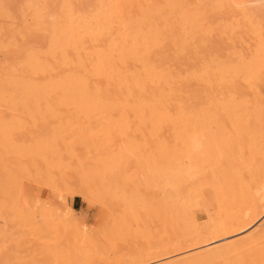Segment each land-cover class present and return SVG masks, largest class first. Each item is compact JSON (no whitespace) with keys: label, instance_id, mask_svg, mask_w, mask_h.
I'll return each instance as SVG.
<instances>
[{"label":"bare ground","instance_id":"bare-ground-1","mask_svg":"<svg viewBox=\"0 0 264 264\" xmlns=\"http://www.w3.org/2000/svg\"><path fill=\"white\" fill-rule=\"evenodd\" d=\"M42 1H43L42 6L35 4L34 1H30L27 2L22 8H20L19 5L20 9L12 8L11 5L9 4L10 1L8 2L7 0H3L2 3H0V19L3 20L2 21L3 28L2 27L0 28V34H3L2 35L3 38L0 35V46L1 47L3 46V51H4L3 66L0 67V105L15 106V107L16 105H20L19 107L21 108L23 105L25 106L38 105V107L39 105L47 106L48 112L51 114L52 118L55 121H57V125L53 127L52 135L49 138L50 152L56 155L62 154L64 152L65 154H68V156L72 157V156H76L77 150H79L84 155L86 153L87 154L91 153V157L85 156L82 160L79 159L76 160L77 176L74 178L71 177L69 174H67V172L65 173L62 171L63 165L61 164V162H57L55 163V165L53 164L52 169H54L55 172H58L59 174L57 180L55 182H52L53 184L48 190L49 200L42 199L41 201H38L35 199L34 201L30 200L29 203H27L24 190L21 188V186H19V184L18 186L16 185L17 188L13 190V193L11 195L12 204L8 203V206L9 205L10 206L6 207V209H10L11 207L10 210L13 211L11 217L13 218L14 216L17 217L15 218L17 219L16 221H19L17 222V225H20V221H22V218L24 219V217H26L25 219L27 220L29 219L28 221H25L26 226H22V224L20 226L27 228L29 224H32L31 221L33 220H30L29 217V215L30 216L32 215V217H38L43 222L42 223L44 225L43 229L46 230L47 232L48 229L46 227L49 225L48 226L49 228L50 224L51 225H55L56 223L60 224L59 222H56V220L57 218L59 219L61 217H63V221H62L63 224L64 222L67 224L70 222L71 224L76 225L77 223H75V221L77 220V222L79 221L81 226L86 227L88 224H86L84 214L80 211L79 216L77 218L74 217L76 210L67 204V198L70 196L85 198L87 194H91V191L95 187L94 185L96 183L95 182L93 183L90 180L91 178L90 179L88 178L90 171L86 169V166L88 167V165H86L88 163L86 161L88 159L87 157L90 158L88 160H90L89 162L92 163L90 165L94 166V168L96 169V171L93 172H97V174L101 176L103 180L106 179V182L110 185L115 183V180L117 178V173L120 170L119 168L121 169L123 168L121 164L128 165L129 163L134 162L140 168V172L138 173L139 178L146 180L148 177H152L159 180L160 189L162 192L161 193V198L163 202L162 205L164 209H166L168 213L172 212L174 216H178L182 220V223L188 229V233L186 232L188 237L180 236V238H178L177 236L175 237L176 239L175 238L171 239L172 236L175 234V231L173 228L168 227L169 230L165 231L166 240L164 238L163 242L161 241L163 236L162 238L160 237V241L158 240L159 241L158 243L160 242L162 243L160 244L161 253L158 252V254H155V252L157 251L156 250L154 254L152 253L153 254L152 255L151 254L152 251L147 252L145 249L144 251L146 253H144L143 251L142 254L140 253V255H138V257L136 258L126 257L120 259L119 262L114 263L112 261L109 262V257H107L108 262H104L105 258H102L103 262H101L100 260L101 258L98 257L99 258L98 259L93 256L94 254L96 255V253H98V248H100L99 247L100 244L98 245V243H96L95 245H93L94 243L93 244L91 243L92 240L89 239L90 233L87 232L86 228L74 229L73 234H75V236L73 237H75V239L74 238L70 239L69 237H67L69 235L66 236V232L63 231V234L60 237L61 244H59L58 246H54L53 248L54 250L51 249L49 252L47 251L48 258L50 259L51 264H75L69 261V256L67 255L66 251H69L70 249L72 250L73 247L75 250V247H77V244L79 243H80L79 246H81V248L82 247L86 248V246H90V248L95 252V253L93 252L94 253L93 255H90L88 250L87 253L89 255H87V253L84 254L86 250L85 248H83L85 252H82L84 254V256L83 255L82 256L84 258H87L85 259L84 263L82 262L83 264H264V227H261L262 225L260 224L261 226L260 228L258 226V230L257 229L253 230L255 232L250 230L251 226L256 222H258L260 216L264 215V201L260 202L255 206H250L248 208L246 207L245 209H244L245 205L242 206L241 202H239L241 204L238 205L237 202V205L243 207V209L239 207L240 209L238 208L239 209L238 211L237 208L233 206L232 207L230 206V208L231 209L233 208L234 212L237 211L236 213L239 212L238 214L240 215H236V217L234 216L232 217L231 214H230L231 216L229 215L224 216L223 214H220V216L219 215L218 216L221 218L222 217L221 215H223L224 218L218 220L216 216L217 220L215 221V218L209 217L210 214H208L209 215L208 218L211 219H208L207 222L202 225H199L197 223V220L194 216L196 210L194 209L196 207H202L204 208V210L208 211V207H207L208 198L206 197L207 193L212 194L210 195L211 196L210 201L214 202L219 212L224 211L227 208L229 209L228 203L230 200V196L232 194L231 193L233 189L232 186L235 184V182H233L234 184H232V182L230 184L228 182H218V181L211 184L210 183L206 184L201 182L194 183V181L198 177H200L202 173L205 174L206 173L205 171H207L203 169V172L201 173L202 170L201 166H203L202 164H204L205 161L210 162L211 160L209 158H208L209 160H207V158H204L205 160L204 162H202L199 159L200 156L208 157L209 156L208 153L209 154L213 153V152L211 153L210 150H208L207 155H205L206 153L204 154L202 152L205 151L203 150L205 145L206 147L209 146L210 149H211L210 146L214 148L215 147L214 145L217 146L218 144L217 142H219L218 140L223 138V135L221 136V133L218 134L217 136L220 135L222 138L219 139L218 137V140H216L215 144L213 142V144L210 145L212 143L210 131L214 133L218 130L217 126L219 127V124H217L218 121L217 122L215 121L217 117L215 111L216 109H218L217 113H220V118H221V115L224 117L225 113L227 112L226 111L227 108L220 105L221 107L220 109L218 108V106L217 107L215 106L213 110L211 108L212 106L210 103H208V105L210 104V106L207 105V101L209 99L207 100V98H205L206 100L204 99L205 101H202L201 95L199 96L201 98V102L197 101L198 97H196L194 101L192 99H189L190 100L189 101L187 96L185 97L184 95H182L183 91H186L185 88L187 86V84H184L182 82L188 83L189 86V83H192L189 80L193 79L192 77H194V75L196 76V78H198L195 79L194 77L193 80H196L195 82H197V80H203V82L201 83H205V84L207 82V80L205 79L206 77L203 75V73H201V71L204 68L199 72L198 67H196L198 65L194 62L198 61L197 58L201 60L202 52L204 57L206 56V54H207L206 57H210L211 55L209 53V49L206 48V51L204 52L203 51L204 48H201L202 52L200 53L201 50L199 48H195L198 51L192 48L195 45H197V42L199 41L200 37H201L200 41H203L202 39H204V41L206 40L207 37L204 32L207 33L209 29L208 27H210L211 29L215 28L216 30V31L214 30L216 32L215 34V32L213 31L211 33V30L209 29L211 34H208L209 38L207 39H209L208 41H211L209 42L211 43L210 45H212L213 41L214 42L219 41L218 36L222 37L220 38V42H221L223 36H226L227 33L225 32L226 29H224V32L222 31L219 35L218 34L219 28L223 29L225 26V28H228V33H230L232 30L236 31L234 27L236 26V22H238L237 19L239 18V15H240V20H239L240 23H242V21L245 19L248 21H253V22L255 21L258 24L259 22L257 21H260L259 19L264 18V5H260L264 2L261 3L260 0H259L260 3L258 2V0H42ZM231 7L232 8L235 7L238 9L234 10ZM227 8H229L230 10L227 11ZM221 11L223 12V14H221ZM225 12L226 14H228L227 12H229V22L227 18L223 17V15L224 16L226 15ZM236 12L238 17L236 16ZM233 13L235 15L234 19H236V22L235 20H231L232 18H230V14L231 17L232 16L234 17ZM212 14L214 15V17L212 19L210 18L209 20L208 17L209 16L212 17L213 16ZM217 14H219L218 17L220 16V18L222 17L225 19L224 25H223V21L221 24L220 18L218 19L217 22L218 24H220V27L219 25H217L218 31H217V26L213 28L212 27L213 25L212 26L210 25L213 23L211 20L213 19L216 20L215 16L217 17ZM226 19L227 22L225 23ZM27 20L30 22L26 23ZM245 20L243 22H246ZM210 21L212 23H209ZM204 22H207L208 24L206 25ZM217 22L215 23L217 24ZM230 22H231V28L229 27ZM232 22H235V26L232 25L233 24ZM228 23L229 26L227 25ZM199 24L203 26V27L201 26V30L198 28V31H201L202 33L201 35L200 32L196 30ZM203 24L205 25V27ZM206 26L208 27L206 28ZM237 27L238 26H236V28ZM229 28L231 31L229 30ZM238 29L240 28L238 27ZM195 31H197L198 33ZM257 32H258L257 38L261 40L260 38L261 31H257ZM31 34H37L36 36L39 37V40L37 39L36 41L37 37L34 38L35 41H33L32 38H31L32 40H29V37H33L31 36ZM197 34H199V37L197 36L198 38L195 39L196 38L195 36ZM213 34L215 35L213 36ZM240 34L243 36L242 33ZM211 35L212 37H214L213 39L215 40H212ZM231 35L232 32L230 34V37ZM234 36L236 38L238 35L236 36L234 34ZM15 38H17V41ZM241 38L242 37L240 36V39ZM237 40L239 41V39ZM246 40L248 41V39L244 38L243 41ZM214 42H213V46H214ZM233 42L237 43L236 39L233 40ZM235 43H233L234 46H236ZM205 44L208 43L205 42ZM228 44H225V48L222 45V48H224V50L225 49L228 50L229 48ZM249 45L250 42L248 41V47ZM216 46L217 45H215L214 47ZM238 46L241 48L242 45L241 46L237 45L236 47ZM219 47L220 46H218V48ZM191 49L195 50V53H193V51L190 52ZM207 50L209 54L207 53ZM184 51H188L189 55L188 54L187 56L181 55V57L186 56L185 60L187 61L190 56L195 54L196 57L195 56L192 57L196 58V61L194 60V58L192 59V57H190L191 59L189 60L191 63L185 61L186 66H184L185 64L181 62L182 60L180 59L179 61V58H181L180 54L181 52L184 53ZM259 51L261 52L260 48ZM197 52L200 55L196 54ZM219 52H217V54ZM217 54L212 55L211 60H213L212 58L215 59V56H217ZM246 55L244 54L245 57ZM218 58L221 59L223 57L220 56ZM236 58H238V56ZM228 59L235 60L234 57L233 58L229 57ZM202 60H204V58H202ZM180 62L182 63V67H180L181 66ZM192 62L194 63V65L192 64ZM187 63H189V66L192 64V67H190V69H188ZM207 65L206 67L204 65V67L208 71L210 64L208 65V67ZM194 66L196 67L195 70H198L197 72L202 74V77L199 76V74L196 71H194L195 72L194 74L193 73L189 74V70L191 69L194 70L195 68ZM223 66L225 67L228 65L223 64ZM180 68H186L185 71L187 75H184L185 72L183 73V71L180 70ZM211 70L212 69H210L209 72ZM215 70L217 69L214 68V72ZM202 72L205 73V69ZM223 72L224 70L222 71V74ZM228 72L227 74H229ZM220 73H218V75ZM211 74L212 73H210L209 77H211ZM188 75L190 76L189 78L187 77ZM258 75L259 74H257V76ZM184 76H186L187 79L186 77L184 78ZM199 77H201L202 79H200ZM236 77L239 78L238 76ZM222 78H225L224 75L223 77L221 76V79ZM204 79L206 80V82L204 81ZM240 80H242V78ZM243 81L245 82V80ZM195 82L193 81L195 85L191 84V86L194 85L196 86L195 88L196 89L198 88L199 90L198 83ZM236 82H238V80ZM249 83H252V81L250 80ZM261 85L262 87H264V78L261 79ZM182 86L184 90H182ZM188 86H187V92H189ZM191 86H189L190 89L192 88ZM210 89L211 91L214 92V89L212 88ZM210 89H205V91L208 92V90ZM225 93H227V91ZM235 93L238 94L239 92L238 91L236 92L235 90ZM216 95L220 98L219 94ZM188 96L190 98V95ZM228 96H232L233 99V96L235 98L236 94L235 95L231 94ZM207 97L209 98L208 95ZM183 98L184 100L186 99L184 102L188 101L192 106L190 105L188 106V102H187V107L186 106L183 107L182 106ZM220 99L223 102L225 101L223 100L224 98L222 96ZM228 102H231V99ZM239 102L242 103L241 101ZM194 103H197L198 106L200 105L199 103H204V105H200V107L201 106L206 107L207 105L210 109H212L208 111H210L209 113L215 112V116L212 113L213 115H210L211 118L209 117L208 118L214 119L217 126L215 125L213 120L209 121V123L211 122L212 123L209 124L208 128L214 126L216 128L214 127L215 128L214 130L211 128L208 132V129L206 127L207 124L205 121L206 117L203 119V117L200 116V120L201 121L203 120L205 122V124L203 125L204 127L202 126V128L207 132V133L204 132L206 135L203 133L202 128L201 131L203 135L201 133L200 134L192 133L187 135V137H185L186 138L185 141L183 140L185 143L184 144L185 151L183 155L181 157L179 155L178 159L176 157L172 160L170 159L171 157L169 158V153L171 155V152H173L175 148L174 143L176 142L170 144L169 142H171L170 140L172 139L166 141L168 139L167 138L165 140L164 137V128L166 125L165 122L167 121L173 122L176 120H178L179 122L182 121L179 120V117L182 113L181 109H184L185 110V111L183 110L184 115L187 112L186 113L187 120L185 121L187 124V122H189L188 120L191 119L188 118V112L192 116L199 114V111H197L196 109H199L200 107L198 108V106L195 104L194 105L195 107L193 108ZM233 103L236 104L237 102L233 101ZM228 104H232V102ZM223 107L226 110H223L224 109ZM187 108H191V110L190 109L188 110ZM206 108L203 109L206 110ZM23 110H26L28 112L27 108L25 109L23 107ZM31 110L34 109L32 108ZM219 110H221V112ZM193 111H195L194 113L196 114H194ZM207 112H205L206 113L205 115H207ZM39 114L41 115V112H39ZM202 114L203 113H201V115ZM238 115L239 114H237V117ZM28 117H30V115ZM226 118H228V115ZM262 118H264V116L261 117V120H264ZM228 120L230 121V119L227 120L225 119L224 122L225 121L227 122ZM192 121L193 119L191 120V124ZM194 121H198V120H194ZM49 122L50 121H48V123ZM226 122L222 124L223 127L220 125L219 127L220 131L223 130L222 128H224V126L228 127V125H231V124L225 125ZM196 123L197 125L196 124L194 125L197 126L198 128L199 121ZM213 123L214 126H210ZM187 126L186 128L189 127ZM252 126H253L252 129L256 135L259 134L257 133L259 132L258 131L259 129H261L262 133H264V122L258 124V128H259L258 130L254 129L255 123L252 124ZM236 127L234 121V128L232 127L231 131L227 130L228 128L225 129L229 133V131L233 132V130ZM247 127H249V129L251 128L250 126ZM190 129H192V127H190ZM243 129H245V126H243ZM243 129L239 128L235 130L240 131ZM12 130L6 128L0 132V136L3 137V147L9 149L11 153L17 151V148L13 146L12 143L13 141L11 140L12 137L11 134H13ZM129 130H132L133 134H135L133 135L132 138L130 137L127 138L126 134L127 133L129 134V132H127ZM188 130L186 131L190 132V130L189 131ZM18 131L20 132V130H17V132ZM208 133L210 138H208L207 135ZM242 133L243 131L241 132V134ZM243 134L246 135L247 132ZM243 134L242 136L240 135L242 137L241 139L244 138L246 141L247 138H245ZM252 134L254 135L253 132ZM16 135H15V139H16ZM213 135L214 138L217 137L215 133L212 134V136ZM118 136H120L121 139L123 140L122 145H119L120 141L117 142ZM149 136L151 139L149 138ZM230 136L231 134H229V137ZM261 136L262 138H264V135ZM231 137H233V135ZM147 138H149L148 140L150 141L152 140V145L155 144L157 152L160 151L162 154L163 159H161L159 163L152 162L150 160V155H148L149 141L147 140ZM255 138L258 139L259 135L258 138L256 136ZM209 139H211L210 140L211 143L209 142L210 144L207 145V143H205L206 142L205 140L209 141ZM231 139L226 138V140H228L229 142H231ZM241 139L239 141H242ZM222 140L220 141L219 149L221 148V142H225ZM232 143L233 140L230 145H232ZM155 145L153 147H155ZM225 147L227 146H224L223 148L225 149ZM212 150L213 149H211V151ZM214 150L217 153L218 159L221 157V155L224 156L222 153L219 154L221 151H218V146L217 148L215 147ZM239 150L240 149L237 150V152L239 153H237L236 151L235 152L237 154H241ZM242 150H246V147L245 149ZM176 151H177V147H176ZM223 151L228 152L229 149ZM231 151H232L231 153L234 152V150L232 149ZM63 157L65 158V156ZM262 157H264V155H262ZM226 158L228 157L226 156L225 159ZM239 158H240L239 160L241 161L243 157L241 158L240 155ZM25 160H27V158ZM198 160L199 163H197ZM226 160L224 161L226 162ZM233 160H234V162L232 161L233 166L231 165L232 163H230L231 166L229 167V169L230 168L232 169V167L235 166L234 165L235 163H240L238 161H235V159ZM66 161L69 160L66 158ZM228 161L229 160H227V162ZM257 162H260V160H257ZM226 163H222L223 168L226 166L225 165ZM197 164L199 165V167L197 166ZM240 164L242 165V163ZM206 165L207 164L205 163V166ZM218 165H219L218 168L220 169V164ZM237 166L239 165L237 164ZM250 167L252 168V166ZM244 168L245 167H243V169ZM17 169L24 170L23 166L21 165H16L14 163L8 164L6 167L7 170L6 172L8 173L7 178H10L11 173H13ZM238 170H236V172ZM248 170H250L251 172V169L249 167ZM226 172H228V170ZM220 173L221 172H219V174ZM222 173L224 174L222 175L220 174V176H223L224 179H227L226 175L228 174L225 172ZM239 174L241 175V173ZM213 177H215V175H213ZM223 177H219V179H223ZM18 178L19 177H17V179ZM21 178L19 179L21 180ZM232 178L233 181H236L234 180V177ZM209 179H210V174H208V181ZM206 189H208V191L205 194ZM234 193L233 195L235 196ZM234 200H236V196L234 197ZM3 205L1 203L0 205L1 208H3L2 207ZM37 206H39V211L35 213V208ZM216 209L212 213L217 214V212H215ZM10 210L9 213L7 214L12 213L10 212ZM241 210L242 212L240 213ZM7 214H6V218L8 217L9 220L10 215L8 216ZM172 214L171 215L169 214V216L171 218V226L174 227ZM1 215L4 217L2 212L0 216ZM2 220L4 222V218ZM9 221L12 220L10 219ZM14 221L15 220L13 219V222ZM51 227L50 229H52ZM55 229H56L55 231H58L57 227ZM34 231L35 230H33L32 232L30 231L31 235L32 233H34ZM250 231L252 233H249ZM159 232L156 233L158 235L160 234L161 236V234L163 233H159ZM7 234L8 233L6 232V235ZM48 234L52 235L51 233ZM134 234L136 235V233ZM21 236L22 235H20L19 237ZM138 236L140 237L142 236V234ZM7 237H9V235ZM35 237H36V233H35ZM41 237L39 236L38 238L41 239ZM53 237L55 238V235ZM10 239L11 238H9L8 240L9 241L15 240V238L14 240L12 239L10 240ZM17 242L19 243V240ZM17 242H15L14 244L17 245L18 244ZM132 242L135 241L132 240ZM10 244L11 245H9L8 243L7 245L8 246L13 245L11 242ZM7 245H5L4 249H1L0 256L3 250L5 252ZM15 245L14 248L17 249V247H19V244L17 247ZM31 246H33V244ZM78 248L81 249L80 247ZM155 248L156 247L152 249ZM11 249L13 250V246L10 248V250ZM148 250L151 249L149 248ZM17 251L18 250H15L14 252L17 253ZM14 252L12 253L15 254ZM34 252L36 253L37 250L34 249ZM22 253H24L25 255V251ZM6 255L8 256V254ZM6 255L4 253V256ZM128 255L130 256V254ZM4 256H2L1 259L2 258L5 259ZM24 257H26V255ZM36 260H37L36 263L35 262L33 263L37 264L38 260H40L41 263L39 262V264H44L42 259H36ZM47 260L44 259L45 264H49L46 263L48 262ZM22 262L23 261L21 260V263ZM1 263H3V261H1L0 264ZM29 263L33 264L32 261ZM80 263L78 262L76 264H80Z\"/></svg>","mask_w":264,"mask_h":264},{"label":"rangeland","instance_id":"rangeland-1","mask_svg":"<svg viewBox=\"0 0 264 264\" xmlns=\"http://www.w3.org/2000/svg\"><path fill=\"white\" fill-rule=\"evenodd\" d=\"M2 1L3 0H0V3H2ZM7 1L8 2L10 1L9 4L14 9L15 8L16 9H20L27 2H30V1H34V3L39 5V6L43 5V1L42 0H7ZM260 1H261V3L264 2V0H260ZM258 2H259V0H258ZM19 5H20V8H19ZM260 5H264V3H262ZM232 9L236 10L238 8L233 7ZM229 10L230 9L227 8V11H229ZM237 12H236V16H237ZM213 13H214V11H213ZM227 13L228 14H226V12H225L226 15L225 16L223 15V17L227 18L228 22H229V12H227ZM221 14H223L222 11H221ZM218 15L219 14H217V17L215 16L216 20H214V19L211 20L213 23L211 21L209 22V23H212L210 25L211 26L213 25L212 26L213 28L215 26H217V25H219V27H220V24H218V22H217L218 19L220 18V16L218 17ZM233 15H234V13H233ZM210 16H211V14H210ZM210 16L208 17L209 20H210V18L212 19L214 17V15L212 17H210ZM224 18H222V17L220 18L221 24H222V21H223V25H224V20H225ZM230 18H232L231 20H235V22H236V19H234L235 15H234V17L233 16L231 17V14H230ZM227 19H226L225 23L227 22ZM262 19H264V18H261V19H259L260 21H257V22H259L258 24L254 21L255 25H254L253 21H248V20H245V19L244 20L246 22H243L244 21L243 20L242 23H240V21H239L240 20V15H239V18L237 19L238 22H236V26H238L240 29H238V27L236 28L235 22H232L233 23L232 25L235 26L234 28L238 32H236L234 30H232V31L230 30L231 22H230V26H229V23L227 24L230 27L229 30L232 32L231 37H230L231 32L229 31L230 33H228V28H225V26H224L223 29L219 28V31H218V26H217V31H218L219 35H220V33L222 31L224 32V29H226L225 32L227 34L226 33L225 34H226L227 37L223 36V33H222L224 41L222 39L221 42H220V38H222V37L218 36L219 37V39H218L219 41H216V42L213 41L214 42V46L217 45L216 47L213 46V42H212V45H210L211 43H209V42H211V41H208L209 39H207V38H209L208 34H211L212 31L215 32L216 30H215V28L211 29L210 27H208L209 25L206 26V28L208 27L211 30V33H210L209 29H208L207 33L204 32L206 34V37H207L206 40L207 41L206 40L204 41V39H202L203 41H200L201 40V37H200L199 41L197 42V45H199L200 47L197 46V45H195V46L193 45L194 47L192 49L199 48L201 50L200 51V53H201L202 52L201 48L205 49V50L203 49L204 52L206 51V48H207V49H209V53H210L211 56L210 57H206L207 56V54H206V56L204 57L203 56V52H202V58H204V60H202V58H201V60H199L197 58L198 61H196V58L192 57V56H195V54H193L190 57H192V59L194 58V60L196 61L194 63H196L198 65V66H196V64H195V66L198 67L199 72L203 68L205 69V73L202 72V71H204V69L201 71V73H203V75L206 77L205 79L207 80V82H206L205 79H204V81L206 82V84L205 83H201V82H203V80H197V82H195L196 80H193L194 77H195V79H198V78H196L195 75H194V77H192L193 79H190V80L188 79L189 81L192 82V83H189V86H191V84H194L193 81L195 83H198L199 90H198V88L197 89L195 88L196 87V86H194L195 84L193 86H191L192 87L191 89L193 90V92L189 88L188 83L182 82L184 84H187V86H188V91L189 92H187V86H186V88L184 86L186 91H183L184 94L182 93V95H184L185 97L186 96L188 97V100L192 99L194 101L196 99V97H198L197 101L201 102V98L199 97L201 95L202 96V101H205L206 100L205 98H207V100L209 99L207 101V105H208V103H210L211 106H212L211 107L212 109L215 108V106L216 107L218 106V108L220 109L221 108L220 105L226 107L227 110L224 107H223L224 108L223 110H226L227 112L225 111L226 112L225 115L223 113L224 117L221 115V118H220V113H217L218 109H216L215 112L217 114L216 116L218 117V119L216 117L215 121L216 122L218 121L217 124H219V127H220V125L222 126V124H224L226 122V121L224 122L225 119L226 120L230 119V121L228 120L229 122L227 121L228 123L226 122L225 125H228V124H231V125H228V127L224 126V128H222L223 130L220 131V128L216 125V122L214 121V119H209V118H211L210 115L214 114V116H215V112H212L213 113L212 114V113H209L210 111H208V110H212V109H210L208 107V106H210V104L208 106L206 105V107H208V108L203 107V106L200 107V105H204V103H199L200 105L198 106L197 105V103H198L197 101H196L197 103L193 104V108L195 107L194 105L196 104L198 106V108L200 107L201 109L200 108L196 109L197 111H199L198 115L196 113H194L195 111H193V113L196 114L195 116L193 115L194 117L192 115H190V113L188 112V118L189 119L191 118L190 120H188L189 122H187V124L188 123L190 124V125L188 124L189 127L187 126V124L185 122L187 120V114H186L187 112L184 115V111H185L184 109H181L182 113H181V115L179 117V120H182V121L179 122L178 120H176V121H173V122L172 121L165 122V124H166L165 128H164L165 140L167 138L168 139L166 141H169L170 139H172V140H170L171 142H169L170 144L176 142V143H174L175 144V148H174L173 152H171V155L169 153V158L171 157L170 159H172V160L174 158H176V157L178 159L179 155H180V157L183 155V153L185 151V147H184L185 143H184V141H185V139H186L185 137H187V135L192 134V133H199V134L201 133L202 134L201 128L205 124V122L203 120L202 121L200 120V116H202L203 119L206 117L205 121H206V124H207L206 127L208 129V132H209V130L211 128L213 130L216 128L214 126V123H215V125L217 126V129H218V130L216 129L217 131L215 130L217 132V133L214 132L215 135L217 136L220 133H221V136L223 135V138L219 135V136L215 137L216 138L215 139L214 135L212 136V134H214V133L210 131V136H211V139H212V143L210 142L211 139H209V141L205 140L206 141L205 143H207V145H209L211 143L210 145H212L213 142L215 144L216 140H218V137H219V139L220 138L224 139V140L220 139V140H218L219 142H217L218 143L217 144L218 151H221L219 154L222 153L224 156L221 155V157L218 159L217 153L214 150V148L215 147L217 148V146L214 145L215 146L214 148L212 146H210L211 149H213L211 151L209 146L206 147V145H205V147L203 149L205 151H202V152L204 154L206 153L205 155H207L208 150H210L211 153L213 152L212 153L213 155L208 153V155H209L208 157L200 156L199 159L202 162H204V160H205L204 158H207V160L211 159L212 161L211 160H210V162H206L205 161V163L207 164L206 166H205V163L202 164L204 166V168H203V166H201L202 167L201 173L203 172V169L207 170V171L209 170V171H208V173H207V171H205L206 172L205 174L202 173L200 175V177H198L194 181V183H197V182L200 183L201 182V183H206V184L210 183L211 184V183H215V182L218 181V182H228L230 184L232 182V184H234L233 182H235V184L232 186L234 190L232 189V192H231L232 194L230 196V200H229V203H228L229 209L227 208L228 210L225 209L224 211H221L222 213L219 212L218 208L214 204V202L210 201V198H211L210 195H212V194L211 193L208 194L207 193L208 189H206L205 190V194L207 193L206 197L208 198V204H207L208 211L204 210V208H202V207H196L194 209V210H196L194 216H195V218L197 220V223L199 225H202V224L206 223L208 219H211V218H208V216H209L208 214H210L209 217H214L215 221L217 219L218 220L219 219H223L224 216H226V215H229V216L232 215V217L233 216L236 217V215H240V214H238L239 212L238 213H236L237 211L234 212V209L232 208L233 209L232 210L230 208V206L231 207L233 206V207L237 208V210L239 211L240 208L243 209V207L238 206L241 203H242V206L245 205L244 206V209H245L246 207L248 208L250 206H255V205L259 204L260 202L264 201V161H262V160H264V157H262V155H264V140H262V139H264V138H262V136H261V135H264V133H262L261 129L258 128V124L261 123V122H264V120H261V117L264 116V87H262V85H261V79L264 78V20H262ZM2 21L3 20L0 19V28L2 27V24H3ZM28 22H30V21L27 20L26 23H28ZM215 22H217V24ZM26 23H25V26H26ZM204 23L206 25L208 24L207 22H204ZM227 25H226V27H227ZM256 25H257V27H256ZM201 26L202 25L199 24L197 26L196 30L198 31V28L201 30ZM204 27H205V25H204ZM239 30H241L242 32L239 31ZM197 31H195V32H197ZM257 31H261V33H262V34L260 33L261 40L257 38V34H258ZM198 32H200V35L202 34L201 31H198ZM252 32L253 33L256 32V33L253 34ZM233 33L236 36L237 35L238 36L235 38ZM240 33H242L243 36ZM215 34H216V32H215ZM215 34H213V36ZM0 35L2 36L3 34H0ZM36 35L37 34H31V36H33V37H29V40L33 39V41H35L34 38L37 37ZM248 35H249V38H248ZM197 36L199 37V34H197L195 36L196 37L195 39L198 38ZM240 36L243 38V40H244V38L248 39V41L250 42L249 47H248V41L247 40H246L247 42L243 41L242 38L240 39ZM211 37H212V35H211ZM2 38H3V36H2ZM213 38L214 37H212V40H215ZM15 39L17 41V38H15ZM37 39L39 40V37L36 38V41H37ZM235 39H236L237 43L233 42V40H235ZM237 39H239V41ZM205 42H207L208 44H205ZM217 42H219V43H217ZM223 42L225 44L229 43L228 44L229 48L226 47V48H228V50H226V49L224 50L225 44ZM195 43H196V41H195ZM233 43H235L236 46L237 45H240V46L242 45L241 46L242 50H241V48L239 46L238 47L234 46ZM222 45L224 46V48H222ZM218 46H220V47L218 48ZM217 48H218V51H217ZM259 48H260L262 53L259 51ZM192 49L190 50V52L193 51V53H195L196 49L195 50H192ZM2 51H3V46L2 47L0 46V67L3 66V53H4V51L3 52ZM188 51H184V53L187 52L185 54L183 52H181L180 57H181V55H186L187 56ZM196 51H198V50H196ZM217 52H219V53L217 54ZM207 53H208V50H207ZM196 54L200 55L198 52ZM216 54H217L218 57L221 56L223 58L220 59L217 56H215V59L212 58L213 60H211L212 55H216ZM244 54L245 55L247 54L246 57L244 56ZM204 55H205V53H204ZM241 55H243V56H241ZM186 56L185 57L182 56L181 58H179V61L181 59L182 60L181 62L185 64ZM237 56H238V58H236ZM190 57H189V59H191ZM229 57L230 58L234 57L235 60L234 59H230L229 60L228 59ZM182 58H184V59H182ZM187 59H188V57H187ZM189 59L187 60L188 62H190ZM224 59H227V60H224ZM236 60H239V61H236ZM233 62H234L235 65L233 64ZM182 63H181L180 67H182ZM194 63L192 62L193 65H194ZM208 63L211 66V67L209 66L208 69L209 70L212 69L210 72H209V70L207 71V69L205 68ZM218 63H220V64H218ZM192 64L189 66V63H187L188 69H190V67H192ZM223 64H227L229 67L228 66L224 67ZM204 65H205V67H204ZM208 65H207V67H208ZM184 66H186V64ZM196 67L194 68V70L193 69L189 70V74L190 73L194 74L195 73L194 71L197 72L198 70H195ZM186 68H180V70H182L183 73L185 72L184 75H187L186 71H185ZM214 68L217 69L219 72L217 70H215V72H214ZM251 69H252L253 72L251 71ZM223 70H224V72L222 74ZM225 70L227 72L230 71V72H228L229 74H227V72ZM199 72H197V73L199 74V76L202 77V74H200ZM187 73H188V71H187ZM197 73H196V75H197ZM210 73H212L211 74L212 78L209 77ZM218 73H220L219 74L220 76L218 75ZM231 73L232 74L234 73V74L232 75ZM260 73H261V75H260ZM225 74L228 75V76H226ZM257 74H259V75L257 76ZM223 75H224L225 78L221 79V76L223 77ZM236 76H238L239 78H237ZM185 77L186 76H184V78ZM187 77L189 78L190 76L188 75ZM187 77H186V79H187ZM201 77H199V78L202 79ZM207 77H208V79H207ZM209 78H211V79H209ZM241 78H242V80H240ZM233 79H235V80H233ZM237 80H238V82H236ZM243 80H245V82ZM250 80L252 81V83H249ZM242 81H243V83H242ZM245 83H246V85H245ZM184 84H182V85H184ZM199 84H200L201 87L199 86ZM207 84H209V85H207ZM206 85L209 86V87H207ZM242 85H244V86H242ZM210 88L214 89V92L211 91ZM205 89H210V90H208V92H207V91H205ZM234 89L236 90V92L238 91L239 93L238 94L235 93ZM182 90H184L183 86H182ZM217 90H218V92H217ZM225 90L227 91V93H225L226 92ZM193 94H195V95H193ZM216 94H219L220 98L222 96L224 98L223 100H225V101L223 102ZM227 94L228 95H231V94L235 95L236 94L237 98L236 97L234 98V96H233V99H232V96H228ZM188 95H190V98H189ZM207 95L209 96V98L207 97ZM225 95L228 96V97H226ZM230 99H231L232 104H228V103H231V102H228V101H230ZM242 99L245 101L246 104L244 103V101ZM185 100L183 98V102L182 103L185 104V105L182 104L183 107L184 106L187 107V102L188 101L184 102ZM232 100L234 102L236 101L237 103L236 104L233 103ZM239 101H241L242 103H240ZM250 101H251V103H250ZM255 101H256V103H255ZM225 102H227V103H225ZM191 103H192V101H191ZM240 104H241V106H240ZM189 105L192 106L190 104V102H188V106ZM226 105H229V106H226ZM19 106L20 105H16V107H17L16 108L15 106H3V105H0V132L3 131V129H6V128H9L11 130L14 129V130H12L13 134H11V136H12L11 140L13 141L12 142L13 146L15 148H17L16 152L11 153L9 151V149L3 147V137L0 136V167H1L0 168V174H2V175H0V205H1V203H2V205L5 203L2 206L3 208H1V206H0V210H1L0 214L2 212L3 215H4V217L2 215L0 216V234H1V232L3 234V235L2 234L0 235V241H3V242H0V247H1L0 248V252H1V249H4L5 245H7L8 243H9V245H11L10 242L13 244L12 245L13 246V250L14 251L18 250L17 253L19 252L17 254L12 249L10 250V248L12 246H8L7 245L5 252H4V250H3V252L5 253V255L8 254V256L7 255L4 256V253L2 252L3 255L1 254V256H0V262L3 261V263H1V264H10V263L11 264H28L31 261H32V263L33 262L36 263V261H37L36 259H42L44 264H45L44 259L45 260L48 259L47 260L48 262H46V263L51 264L50 263V259L48 258V252L51 249H53L54 246H58L59 244H61L60 237L62 236L63 231L66 232V236L69 235L67 237H69L70 239H73V238L75 239V237H73V236H75V234H73L74 229L86 228L87 232L90 233L89 234L90 235L89 239L92 240L91 243L92 244L94 243L93 245H95L96 243H98V245L100 244L99 245L100 248H98V253H96V255L94 254L95 252L90 248V246H86V248L85 247L81 248V246H79L80 243L77 244V247H75V250H74V247H73L72 250L70 249L69 251H66L67 255L69 256V261L73 262L75 264L78 263V262L79 263L81 262L80 264L84 263L85 259H87V258H84L83 256H84V254H86L88 252V250H89V254L90 255L94 254L93 256L95 258H98V257L101 258L100 259L101 262H103L102 258H105L104 262H108L107 257H109V262L112 261L114 263L115 262L117 263V262L120 261V259H123V258H126V257H131V258L135 257L136 258V257H138V255H140V253L142 254V252L145 249H146L147 252H151L152 251L151 254L152 253L154 254V252L156 250L157 251L155 252V254H158V252L161 253L160 244H162V243L161 242L158 243V242L160 241V237L162 238V236H163V238L161 239V241L163 242L164 238L166 240L165 231L169 230L168 227L173 228L174 231H175V234L172 236L171 239H174L177 236H178V238H180V236L188 237L187 236L188 229L184 226V224L182 223V220L178 216H174L172 214V212L168 213L166 211V209H164V207L162 205V203H163L162 202V198H161V193L162 192H161V189H160V182H159L158 179H155V178H152V177H148L146 180L139 178V174L138 173L140 172V168H139V166L136 163L132 162V163H129L128 165L121 164V166H123V168L122 169L119 168L120 170L117 173V178L115 180V183L112 184V185L108 184L106 182V179L103 180L102 177L97 174V172H93V171H96V169L94 168V166L90 165L92 163L89 162L90 160H88V159H90L89 157H91V153H88V154L86 153L84 155L82 152L77 150V155L70 157V156H68V154H65L64 152L62 154H59V155H56V154H53V153L50 152L49 138L52 135L53 127L57 125V121H55L52 118L51 114L47 110V106L39 105V107H38V105H26V106L23 105L22 108L19 107ZM197 106H196V108H197ZM23 107L25 109L27 108L28 112L26 110H23ZM183 107H181V108H183ZM32 108L34 110H31ZM35 108H36V110H35ZM191 108H187V109L191 110ZM203 108H206V110L203 109ZM237 108L239 109V111H238ZM221 110H219V111L221 112ZM3 111H6V112H3ZM36 112H37V114H36ZM39 112H41V115L39 114ZM205 112H207V115H205L206 114ZM250 112H251V114H250ZM201 113H203V114L201 115ZM233 113L234 114L236 113V114L234 115ZM45 114H47V115H45ZM237 114H239L238 117H237ZM243 114H245V115H243ZM29 115H30V117H28ZM44 115H45V118H44ZM227 115H228V118H226ZM48 117H49L50 120L48 119ZM248 117H249V119H248ZM212 118H213V116H212ZM257 118H258V120H257ZM192 119H193V121L194 120H198L199 121L198 125L200 127L198 126V128H197V126L194 125V124L197 125L196 122H198V121H194V123L192 121V124H191V120ZM220 119H222V120H220ZM232 119H233V122H232ZM262 119H264V118H262ZM47 120L50 121V122L48 123ZM211 120H213L214 123L212 125H210V126H214L215 128L214 127L208 128L209 124L212 123V122L209 123V121H211ZM249 120L251 121V123H250ZM3 121H5V122H3ZM52 121H55V122H52ZM234 121H235V127H236V125H237V127L239 126L238 128L236 127L235 129H239V128L243 129V126H245V129L240 130V131H237V130L234 129L233 130L234 133L230 132L232 127L234 128ZM236 122H237V124H236ZM241 122H242V124H241ZM254 123H255L254 129L255 130L259 129L258 130L259 132H257V133H259L258 134L259 138H258V135H256L255 132L252 129L253 128L252 124H254ZM180 124H181V126H180ZM248 124H250V125H248ZM168 125H169V127H168ZM192 125L195 126L196 128L193 127ZM246 125L250 126L251 128L249 129V127H247ZM177 126H178V128H177ZM186 126L188 128H186ZM32 127H33V129H32ZM190 127H192V129H190ZM225 128L227 130H230L229 133H228V131ZM188 129L190 130V132L186 131ZM251 129H252V131H251ZM17 130H20V132L18 131L19 132L18 133ZM202 130H203V128H202ZM242 131H243V133L247 132L246 135H244L242 133L243 136L245 138H247L246 141L243 138L244 142H243V139H241L242 138L241 137L242 136V134H241ZM127 132H129V134L128 133L126 134L127 138H129V137L132 138L133 135H135V134H133L132 130H129ZM204 132H206V131L203 130V133ZM224 132H226V133H224ZM252 132L254 133V135L252 134ZM16 133H17V135H16ZM181 133L183 134V136H182ZM236 133H237V135H236ZM14 134L16 135V139H15V135ZM165 134H166V136H165ZM229 134H231V136L233 135V137H231V136L229 137ZM36 135H37V137H36ZM207 135H208V138H210L209 137V133ZM32 136H35V137H32ZM234 136L236 137V139H235ZM248 136L250 137V139H249ZM255 136L258 139H256ZM228 137L230 139L232 138L231 142L233 140L234 144L232 143V145H230L231 142L226 140V138L229 139ZM149 138H150V136H149ZM149 138H147V140ZM24 139H26V140H24ZM240 139L242 141H239ZM16 140H17V142H16ZM221 140L225 141V142H221V148L219 149ZM119 141H120L119 145H122V141L123 140L121 139L120 136H118V138H117V142H119ZM148 141H149L148 142L149 143L148 155H150V160L152 162L159 163L161 161V159H163L162 158V154H161L160 151L157 152L156 145L155 144L152 145V140L151 141L148 140ZM255 142H256V145H255ZM224 143H226L227 145L224 144ZM239 143H241V144H239ZM154 145H155V147H153ZM235 145H236V147H235ZM224 146H227V147H225V149H224L223 148ZM176 147H177V151H176ZM228 147H231V148H228ZM237 147H238V149H240L239 151H240L241 154H237V153H239V152H237V150H238ZM245 147H246V150H242V149H245ZM234 148H236V149H234ZM226 149L227 150L229 149V151L228 152L227 151H223V150H226ZM231 149L234 150V152L236 151L237 153L236 152L235 153L234 152L231 153L232 152ZM244 152H246V153H244ZM215 154H216V156H215ZM236 154L239 157L241 155V158L243 157L241 159V161L239 160L240 158ZM80 155H82V156H80ZM172 155H173V158H172ZM63 156H65V158ZM85 156H89V157H87L88 158L87 160L85 159L88 162L86 164V165H88V167L86 166V169L90 171V174L88 175V178L89 179L91 178L90 180L93 183L94 182L96 183L94 185L95 187L91 191V194H87L85 198L72 197V196L68 197L67 198V204L69 205V203H68L69 199L77 198V200H78V209L79 210H76V212L74 214V217L77 218L79 216V212L81 211L84 214L86 224H88V225L86 227H83V226H81L79 221L77 222V220L75 221V223H77L76 225H73L70 222L68 224L64 222V224H63V222H62L63 221V217L60 216L61 218H59V219L57 218V220H56V222H59L60 224H58V223H56L55 225H51L50 224V227L52 226L51 227L52 229H50V227L48 228V226H49L48 225L46 227L48 229V232H47L46 230L43 229L44 228V225L42 224L43 222L38 217H32V215L31 216L29 215L30 220H33V221H31L32 224L28 223L29 225L27 226V228L20 226L21 224H22V226H26V222L25 221L29 220V219L28 220L25 219L26 217H24L25 220L22 218V221H20V225H17V222H19V221H16L17 219H15V218H17V217H15V216H14V218L11 217V215L13 214V211L10 210L11 207H10V209H6V207L10 206V205L8 206V203L12 204V200H11L12 196L11 195L13 193V190H15V188H17L18 184L24 190V194L26 195L25 197H26V200H27L26 202L27 203H29L30 200L34 201L35 199L38 200V201H41L42 199L49 200V191L48 190L51 187V185L53 184L52 182H55L57 180L58 174H59L58 172H55L54 169H52L53 168V164L55 165V163L61 162V164L63 165L62 171L65 172V173L67 172V174H69L71 177L74 178V177L77 176V172H76V170H77L76 164L77 163H76V160H78V159L82 160ZM226 156L228 157V158H226L227 160H229L228 162L225 159ZM26 158H27V160H25ZM66 158L69 161H66ZM233 159H235V161H238V162L242 163L243 166L240 163H235L234 164L235 166L232 167V169L230 168L231 169V171H230L229 167L231 165L233 166V162H234ZM218 160H221V161H218ZM224 160H226L227 163ZM257 160H260V162H257ZM213 161H215V162H213ZM243 161L245 163L247 162L246 163L247 165ZM219 162H221V163H219ZM10 163H14L16 165H21V166H23L24 170L17 169L13 173H11V177L10 178H7V174L8 173L6 172L7 171L6 167ZM197 163H199V160L197 161ZM210 163H211V166H210ZM222 163H226L225 164L226 166L224 168H223V164ZM228 163H229V166H228ZM230 163H232V164L230 165ZM260 163H262V164H260ZM37 164H38V166H37ZM200 164H201V162H200ZM218 164H220V169L218 168V166H219ZM237 164L239 166H237ZM251 164H253V165H251ZM197 166L199 167L198 164H197ZM247 166L251 169V172H250V170H248ZM250 166H252V168ZM201 167H200V169H201ZM243 167H245V168L243 169ZM206 168H208V169H206ZM233 168H234V170H233ZM227 170H228V172H226ZM236 170H238L237 172L241 173V175L239 173H237ZM218 171L221 172L220 173L221 175L224 174L222 172L227 173L228 175L225 174L227 176L226 177L227 179H224L223 176H220ZM208 174H210L209 181H212V182L208 181ZM218 174H219V176H218ZM213 175H215V177H213ZM17 177L21 178V180L19 178L17 179ZM219 177H223V179H219ZM232 177H234V180H236V181H233ZM37 181H38V183H37ZM14 182H16L17 184L14 183ZM233 193L236 196V200H234L235 196L233 195ZM38 198H40V199H38ZM1 201H4V202H1ZM234 201H236V202H234ZM237 202H238V205H237ZM239 202H241V203H239ZM231 203H232V205H231ZM215 209H216L215 212H217V214L216 213H212V212H214ZM9 210L12 213L7 214V213H9ZM38 211H39V206H37L35 208V213L38 212ZM226 212H227V214H226ZM241 212H242V210L240 211V213ZM6 214L8 216L10 215L9 217H10V219L12 221H9L10 219L8 220V217L6 218ZM169 214L170 215L172 214V216H173V222H174L173 226L174 227L171 226V218H170ZM220 214H223L224 216L221 215L222 217L220 218L219 217ZM216 216H217V219H216ZM1 217L4 218V222L2 220L3 218H1ZM13 219L15 220L14 222H13ZM19 220H21V219H19ZM9 222H11V223H9ZM21 222H23L24 224L21 223ZM262 223H264V215L260 216L258 222L253 224L251 226L250 230L251 231L256 230V229L258 230V226L260 228L261 225H262L261 227H264V224H262ZM2 227H3V229H2ZM29 227L32 228V229H30ZM37 227H38V229H37ZM56 227L58 228L57 229L58 231H55ZM49 229L51 230V232H50ZM161 229H163V230H161ZM4 230H5V232H4ZM33 230H35V231H34V233H32V235L34 234L32 236L30 231L32 232ZM183 230H185V231H183ZM52 231H54V232H52ZM251 231L249 233H252ZM6 232L8 233L7 235H6ZM18 232H19L20 235H22L21 237H19L20 235L18 234ZM156 232L163 233V234H161V236H160V234L158 235ZM253 232H255V231H253ZM35 233H36V237H35ZM48 233H51L52 235H49ZM57 233H58V235H57ZM134 233H136V235ZM23 234H26L27 236L23 235ZM141 234H142V236H140L141 237L140 238L138 235H141ZM8 235H9V237H7ZM54 235H55V238L53 237ZM133 235H135V236H133ZM39 236L40 237L42 236L41 239L38 238ZM45 237H46V239H45ZM151 237H153V238H151ZM9 238H11L12 240H14V238H15V240H14L15 242H17L19 240V243L17 242L19 244V247H17L18 244L17 245L14 244L15 243L14 241H9L8 240ZM22 238H23V240H22ZM37 238H38V240H37ZM48 238H50V239H48ZM30 239H32V240H30ZM29 240H30V242H29ZM132 240H134L136 243L132 242ZM108 243H110L112 245H110ZM133 243H135V244H133ZM32 244H33V246H31ZM14 245L17 247V249L14 248ZM26 245H27V247L29 245L31 247L29 246L30 248L29 247L27 248ZM78 247H80L81 249H79ZM154 247H156V248L152 249ZM55 248H57V247H55ZM83 248H85L86 252L83 250ZM149 248L151 250H148ZM34 249L37 250V252H36L37 254L34 252ZM19 250H21V251H19ZM24 251H25L26 257H24L25 255H24V253H22ZM181 251H183V250H181ZM187 251H189V250H187ZM12 252H14L15 254H13ZM82 252H85V253L83 254ZM27 253H29V254H27ZM144 253H146V252L144 251ZM174 253H176V252H174ZM89 254L87 253V255H89ZM128 254H130V256ZM15 255H16V257H15ZM2 256H4L5 259H3V258L1 259ZM12 256H13V258H12ZM21 256H22V258H21ZM93 256H91V257H93ZM75 258H76V260H75ZM6 259H8V260H6ZM24 259H25V261H24ZM34 259H35V261H34ZM21 260L23 261L22 263H21ZM10 261H12V262H10ZM76 261H78V262H76ZM39 262H40V260H38L37 264H39ZM35 263H33V264H35ZM29 264H31V263H29Z\"/></svg>","mask_w":264,"mask_h":264},{"label":"crops","instance_id":"crops-1","mask_svg":"<svg viewBox=\"0 0 264 264\" xmlns=\"http://www.w3.org/2000/svg\"><path fill=\"white\" fill-rule=\"evenodd\" d=\"M68 203L75 210H79L78 209V200H77V198H71V199H69Z\"/></svg>","mask_w":264,"mask_h":264}]
</instances>
